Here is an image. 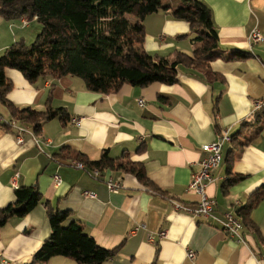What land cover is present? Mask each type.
<instances>
[{"label": "crops", "instance_id": "obj_1", "mask_svg": "<svg viewBox=\"0 0 264 264\" xmlns=\"http://www.w3.org/2000/svg\"><path fill=\"white\" fill-rule=\"evenodd\" d=\"M202 1L211 9L220 48L249 51L251 57L219 58L209 67L182 64L175 84L125 83L114 93L93 91L78 76L30 82L20 71L7 70L13 83L8 96L15 105L63 107L68 119L53 118L39 133L27 127L21 142L15 129H0V207L15 200L18 186L37 185L44 201L69 210L70 220L79 221L102 247L122 244L105 264H264V196L250 212L257 229L242 221L243 241L223 230L225 213L242 220L238 210L264 189V123L244 127L237 140L224 144L215 181L208 188L217 201L213 216L192 214L198 195L188 188L192 173L207 156L202 146L219 134L232 136L264 104V0ZM144 23V46L150 54L193 53L196 44L188 42L189 22L159 11ZM40 30L36 18L0 16V54L15 41L32 42ZM255 30L261 36L258 41L251 38ZM0 112L10 116L3 105ZM64 147L69 150L62 151ZM104 151L143 165L153 186L131 172L79 168L74 163L78 152L96 160ZM230 164L244 177L226 189ZM56 175L61 183H55ZM109 181L122 186L113 191ZM50 234L44 203L25 217L10 218L0 227V264L29 263ZM38 264L79 263L55 256Z\"/></svg>", "mask_w": 264, "mask_h": 264}, {"label": "trees", "instance_id": "obj_2", "mask_svg": "<svg viewBox=\"0 0 264 264\" xmlns=\"http://www.w3.org/2000/svg\"><path fill=\"white\" fill-rule=\"evenodd\" d=\"M159 11H168L175 18L189 22V35L196 44L192 54L177 50L173 56L153 55L145 49V18ZM128 15L138 18L131 21ZM0 16L6 20L36 18L41 24V30L32 42L15 41L0 54V105L5 106L10 115L5 117L0 112L4 118L0 120L3 130L15 129L12 120H16L39 133L44 123L53 118L68 119L63 107L37 110L15 105L8 96L13 89V83L7 77L8 69L20 71L30 82L40 77L78 76L93 91L114 93L125 83L138 86L153 82L175 84L178 67L182 64L209 67L211 61L219 58L242 60L252 56L249 51L226 52L220 48L211 9L202 0H177L174 4L165 0H0ZM254 122L264 123V104L250 120L241 123L239 130L231 136L232 141L237 140L244 127ZM63 150L69 149L64 147ZM75 157L87 167L131 172L146 185H152L143 165L135 161L113 158L105 151L96 160L81 152ZM228 174L230 176L224 182L226 189L244 177L233 172L232 164ZM263 196L264 189L256 191L238 210L248 228L257 229L250 212ZM40 203L47 207L51 234L26 264L44 263L55 256L69 257L79 264H105L119 252L122 244L114 248L102 247L85 232L79 221L70 220L72 213L69 210L44 201L37 185H20L15 189V200L0 207V227L12 217L27 216Z\"/></svg>", "mask_w": 264, "mask_h": 264}, {"label": "built area", "instance_id": "obj_3", "mask_svg": "<svg viewBox=\"0 0 264 264\" xmlns=\"http://www.w3.org/2000/svg\"><path fill=\"white\" fill-rule=\"evenodd\" d=\"M25 23H28L26 20ZM251 38L255 41L261 39L258 31L252 33ZM143 103V100H140ZM4 118L0 115V120ZM12 126L18 132V142L23 141L22 134L28 130L27 127L19 124L16 120H12ZM232 137L229 133L225 132L217 136L216 141L212 143H206L202 146L203 151L207 153V156L200 162V168L198 171L193 172L188 188L198 195L197 206L192 209V214L196 217H211L216 209L217 201L208 192L209 186L215 181L214 170L220 166L223 156V146L227 142H231ZM75 165L79 168H86L82 161H74ZM99 170H94L95 176L99 175ZM55 183H61L59 175L54 177ZM109 186L113 191H118L122 186L120 183L109 181ZM178 208L182 206L177 205ZM223 230L228 234L229 237H236L238 241H243V223L242 220L234 215L232 212L225 213V219H223ZM165 230L161 231V235L165 236ZM188 255L191 258L195 257L193 250L188 251Z\"/></svg>", "mask_w": 264, "mask_h": 264}, {"label": "rangeland", "instance_id": "obj_4", "mask_svg": "<svg viewBox=\"0 0 264 264\" xmlns=\"http://www.w3.org/2000/svg\"><path fill=\"white\" fill-rule=\"evenodd\" d=\"M177 0H165V2H171V4H174ZM127 18L131 21H135L133 20L135 18L134 15H128ZM180 39H184L183 37H181ZM188 42H191V39H188Z\"/></svg>", "mask_w": 264, "mask_h": 264}]
</instances>
